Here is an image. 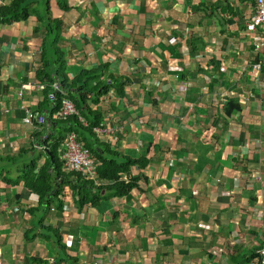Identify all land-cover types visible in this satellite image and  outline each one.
<instances>
[{
  "label": "crops",
  "instance_id": "obj_1",
  "mask_svg": "<svg viewBox=\"0 0 264 264\" xmlns=\"http://www.w3.org/2000/svg\"><path fill=\"white\" fill-rule=\"evenodd\" d=\"M11 1L0 0V7ZM67 2L62 10L49 1L51 19L62 23L54 47L66 60L69 82L97 71L107 90L85 95L88 110L110 150L103 155L119 164L136 161L121 176L134 187L112 196L97 173L98 184L91 182L106 185L102 196L109 198L81 210L64 187L57 219L64 252L42 239V227L26 243L33 217L42 213L47 225L53 222L50 212L33 211L38 197L23 178L31 170L38 178L48 163L44 141L64 129L26 125L23 118L26 110L51 117L36 74L46 59L53 74L58 52L51 44L42 51L35 17L0 25V159L5 174L16 177L14 184L0 179V264L32 257L48 264L60 258L68 264H248L258 258L264 250V51L254 49L259 35L246 30L254 3ZM235 100L241 110L228 115ZM7 246L11 251L3 253Z\"/></svg>",
  "mask_w": 264,
  "mask_h": 264
},
{
  "label": "trees",
  "instance_id": "obj_2",
  "mask_svg": "<svg viewBox=\"0 0 264 264\" xmlns=\"http://www.w3.org/2000/svg\"><path fill=\"white\" fill-rule=\"evenodd\" d=\"M49 1L50 0H12L9 5L0 7V25L26 22L30 17H35L36 27L33 31L36 34L37 31L41 30V35L43 36V41L41 43L42 51L46 52L45 49L51 44L52 49L55 52H58V56H54L55 59L53 61L54 73L51 74V67L49 66L48 59H46L43 67H41L36 74V80L38 81L37 85L43 87L44 98L51 109V117L48 120L46 119V115L42 114L41 117L44 116L43 118L45 119V124L42 126L48 124L51 126L55 125L56 128L61 126L64 131L59 135L52 136L44 141L43 151L48 158V163L38 178L37 175L33 174V170H31L23 180L25 179L26 181L25 187L38 197L37 206L33 211H43L44 213L50 212L52 214V220L50 221L55 224V226L52 224L44 226L42 223L45 215L42 214L33 217L30 225L32 226L35 224L36 226H34V228L36 230L38 229V231L40 227H42L44 230L43 233H41L42 239L45 242H52L56 251H61L63 253L66 246L63 245V239L59 231L62 223L57 221V219H61L62 216L59 213L64 211V203L58 200V197L62 194L63 188L68 187L72 193H75L77 199L74 200V203L80 210L85 205L96 207L101 201L109 198L108 196H102V191L105 189L106 185L97 187L93 182L83 179L78 174L68 173L64 170L62 171L63 162L60 159L59 149L66 135L68 133H75L78 142L82 144L85 150H87L97 161L99 164L97 168L98 178L101 182L109 184V191L113 192L112 196L127 195L134 187L130 182H121V176L123 174H128L130 167L133 166L136 161L128 158L125 163L119 164L113 158H107L103 155V152L110 153V150L103 147L104 145L99 141L93 131L94 128H100V126H98L99 123L96 122V119L92 117L91 110H88L87 101L91 99L85 95H99V93H102L103 91L105 92L107 89L105 88V85L101 82L98 83L95 79L97 71L83 72L73 81L69 82L66 71V60L60 53L61 50L56 46L54 47V42L60 39L62 23L58 19H51ZM56 1L62 10L68 9L67 0ZM50 38H52L51 43ZM256 60H258V58H256ZM92 82L97 84V88L92 87ZM54 83H57L60 86V89L66 94V98L73 103L78 115L86 122L87 126H83L79 122L77 116L56 119L52 118V115L60 112L61 102L64 98L61 91L58 92L52 88ZM73 91H76V93L72 94ZM51 95L54 96V101L50 98ZM228 106L229 108L226 110L228 115L235 112V110H241L240 105L236 100L232 101ZM112 154V156H115L114 154L116 153L113 152ZM6 161L8 164H11L10 159ZM51 161L54 162L52 168L50 165ZM0 171V179L2 181H8L9 183L12 182L14 184L16 177L13 178V175H10L9 172H6L5 174V167L0 168ZM7 177L8 179H6ZM58 182H61V184ZM52 204H54V208L52 207ZM52 210H55V212ZM34 218H37V220H33ZM35 237L36 231L29 236H27V233L25 232V238L27 241L34 240ZM258 258H254V260H259ZM60 259H58V261L55 260L54 264H62V262L68 264V261H60ZM72 262L75 264L76 260L74 259ZM25 264L48 263H44V261L42 262L39 258L32 257L25 259Z\"/></svg>",
  "mask_w": 264,
  "mask_h": 264
},
{
  "label": "built area",
  "instance_id": "obj_3",
  "mask_svg": "<svg viewBox=\"0 0 264 264\" xmlns=\"http://www.w3.org/2000/svg\"><path fill=\"white\" fill-rule=\"evenodd\" d=\"M254 3L255 11L246 23V30L251 34H258L259 42L255 44L254 49L257 52L264 51V0H250ZM259 70L260 66H256ZM52 88L58 92L61 91L60 86L57 83L52 85ZM50 98L54 101V96L51 95ZM57 118H68L71 116H76L77 111L73 103L66 97L62 99L60 112L56 114ZM79 121L86 126V123L80 118ZM23 122L26 125H33L34 123L38 125H44L45 119L41 117L38 113H34L30 110L25 111V116ZM94 133L96 135L102 134V130L95 128ZM63 166L68 173H74L80 175L83 179L87 181H96L97 174V161L89 154L82 144L78 142L77 135L74 133H69L66 135L62 143V157ZM259 260H253L248 264H264V250L259 252Z\"/></svg>",
  "mask_w": 264,
  "mask_h": 264
},
{
  "label": "rangeland",
  "instance_id": "obj_4",
  "mask_svg": "<svg viewBox=\"0 0 264 264\" xmlns=\"http://www.w3.org/2000/svg\"><path fill=\"white\" fill-rule=\"evenodd\" d=\"M5 164H6V162L5 161H3V160H0V168H4L5 167ZM26 164V163H25ZM0 174H1V171H0ZM8 178V177H7ZM66 192V191H65ZM64 192V193H65ZM63 193V194H64ZM68 196V195H67ZM69 197V196H68ZM53 206H54V204H52ZM42 213H40V215H41ZM30 218H32V217H30ZM37 220V218H34L33 220ZM68 218H66V220H67ZM17 221H18V223L20 222V219L18 218L17 219ZM34 223H35V221H34ZM44 226H47V223H45L44 221H43V223H42ZM52 225L54 224V223H51ZM34 226H36L35 224H33L32 226H30L29 227V229H27L26 230V233H27V236H29L30 234H32L33 232H35L36 231V229L34 228ZM26 243H29V241H26ZM65 244H67L66 243V240H64L63 241V245H65ZM11 249H12V246H7V249L5 248V250L3 251V253H5L6 251H8V250H10L11 251ZM47 249H48V246H46V252H47ZM45 252V253H46ZM22 257H19V258H17L18 260H19V262L21 263V259Z\"/></svg>",
  "mask_w": 264,
  "mask_h": 264
},
{
  "label": "clouds",
  "instance_id": "obj_5",
  "mask_svg": "<svg viewBox=\"0 0 264 264\" xmlns=\"http://www.w3.org/2000/svg\"><path fill=\"white\" fill-rule=\"evenodd\" d=\"M61 93H63V91L61 90ZM63 95H64V97H66V94L65 93H63ZM69 100V99H68ZM75 107V106H74ZM77 111V110H76ZM57 115L55 114V118H57L56 117ZM77 117H78V120L81 118L79 115H78V112H77V115H76ZM72 117V116H71ZM82 119V118H81ZM83 120V119H82ZM84 121V120H83ZM80 122V121H79ZM85 122V121H84ZM81 123V122H80ZM86 123V122H85ZM82 124V123H81ZM83 125V124H82ZM84 126V125H83ZM86 126H87V124H86ZM95 129V128H94ZM93 129V130H94ZM100 130H101V128H99ZM69 134V133H68ZM75 134V133H74ZM96 135V134H95ZM97 137L99 136V135H96ZM63 143V142H62ZM61 146H62V144H61ZM62 157V156H61ZM62 160V159H61ZM63 162V161H62ZM99 165V164H98ZM98 168V167H97Z\"/></svg>",
  "mask_w": 264,
  "mask_h": 264
}]
</instances>
